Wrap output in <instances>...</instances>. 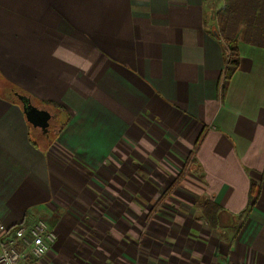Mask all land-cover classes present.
<instances>
[{"label": "crops", "instance_id": "0c3cea01", "mask_svg": "<svg viewBox=\"0 0 264 264\" xmlns=\"http://www.w3.org/2000/svg\"><path fill=\"white\" fill-rule=\"evenodd\" d=\"M224 4L0 0V218L57 234L32 264H264V40L221 101ZM14 89L65 127L36 138Z\"/></svg>", "mask_w": 264, "mask_h": 264}, {"label": "trees", "instance_id": "16d2710c", "mask_svg": "<svg viewBox=\"0 0 264 264\" xmlns=\"http://www.w3.org/2000/svg\"><path fill=\"white\" fill-rule=\"evenodd\" d=\"M218 17L220 32H217L216 35L222 38L226 58V64L221 73V84L219 86V99L224 101L227 86L241 61L238 45L240 39L246 38V36L252 34L256 39L260 36L264 38V0H225V4L218 11ZM242 20L245 21L247 25L245 26V23L243 24L244 29H242L241 25ZM255 42L264 46V43ZM14 93L19 96L18 100L20 102L22 101L23 104L24 101L21 95H25L26 97L29 96L21 89H14ZM46 105L52 107V111H49L52 112V115L54 114L52 118H55L56 121L54 129H57V132H59L67 124L69 114L60 104L48 102ZM62 112L67 113L64 119L61 117ZM252 190L251 193L253 192ZM219 208L220 205L214 200H208L206 204L203 205V214L212 225L218 218Z\"/></svg>", "mask_w": 264, "mask_h": 264}, {"label": "built area", "instance_id": "2783aa9c", "mask_svg": "<svg viewBox=\"0 0 264 264\" xmlns=\"http://www.w3.org/2000/svg\"><path fill=\"white\" fill-rule=\"evenodd\" d=\"M9 226L0 218V264H32L44 258L57 240L55 229L44 220L19 226L8 238Z\"/></svg>", "mask_w": 264, "mask_h": 264}, {"label": "water", "instance_id": "95a60500", "mask_svg": "<svg viewBox=\"0 0 264 264\" xmlns=\"http://www.w3.org/2000/svg\"><path fill=\"white\" fill-rule=\"evenodd\" d=\"M21 98L24 101L23 107L29 122L34 127L42 128L43 132H48L52 113L47 108L34 105L29 96L26 97L25 95H21Z\"/></svg>", "mask_w": 264, "mask_h": 264}, {"label": "rangeland", "instance_id": "374dc122", "mask_svg": "<svg viewBox=\"0 0 264 264\" xmlns=\"http://www.w3.org/2000/svg\"><path fill=\"white\" fill-rule=\"evenodd\" d=\"M238 23H239V21H238ZM244 23H245V26H247L246 25V22L242 20V22H241L242 29H244V25H243ZM259 38H262L260 40H264V38L261 37V36ZM54 119L51 120V126H50L49 131H48V133L51 131L52 135H54L55 132H57V129L56 130L54 129L55 126H56V121ZM34 131H35L34 134H35L36 138H38V136L39 137H42V135H43L42 133L43 132L40 130V128H37V129L35 128ZM153 184L154 185L155 184H158V182L156 180H154L153 181ZM147 220L148 219H143L139 215V212L133 207V233H138V232L139 233H142V232L145 233L147 231V229L149 228V225L146 224L147 223ZM133 239H134V236H133ZM135 245H136V242L133 241V251H135ZM139 248L142 249L141 246Z\"/></svg>", "mask_w": 264, "mask_h": 264}, {"label": "flooded vegetation", "instance_id": "af4514ba", "mask_svg": "<svg viewBox=\"0 0 264 264\" xmlns=\"http://www.w3.org/2000/svg\"><path fill=\"white\" fill-rule=\"evenodd\" d=\"M40 106H43V107H45V105H40ZM45 108H47V106L45 107ZM48 109V108H47ZM54 116V114L52 115V117ZM54 118H51V120H53ZM55 120V119H54ZM50 126H51V123H50ZM40 130L43 132V129L42 128H40Z\"/></svg>", "mask_w": 264, "mask_h": 264}]
</instances>
